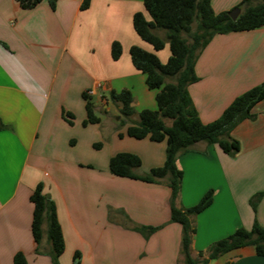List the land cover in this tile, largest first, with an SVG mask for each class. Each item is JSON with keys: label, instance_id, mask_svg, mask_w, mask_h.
<instances>
[{"label": "crops", "instance_id": "obj_1", "mask_svg": "<svg viewBox=\"0 0 264 264\" xmlns=\"http://www.w3.org/2000/svg\"><path fill=\"white\" fill-rule=\"evenodd\" d=\"M81 1L58 0L52 10L46 1L23 9L15 0H0V264H12L18 251L28 264H51L46 222L39 253L31 234L29 195L38 183L54 202L61 227L59 264H70L76 249L83 256L79 264H96V234L109 225L131 240L128 244L122 239L130 249L115 264H183L181 226L169 220L167 177L145 182L113 175L108 168L109 158L118 152L139 156L141 164L134 169L138 175L164 159V142L125 133L140 110L156 108L155 91L147 87L128 52L131 45L151 51L131 22L136 11L149 17L142 0H89L86 9H80ZM239 2L211 0V7L218 13ZM113 41L122 47L117 60L110 56ZM194 69L198 79L187 89L207 123L237 95L264 80V25L213 35ZM121 89L131 92L135 110L125 123L120 122V105L109 98L110 90ZM83 92L94 103L96 123L82 124ZM252 112L255 120L238 125L247 136L244 147L239 141L240 165L216 144L203 141L176 156L182 171L177 206L190 207L213 190L211 204L192 217V257L201 252L198 258H205L213 241L238 227L250 228L254 218L264 226V99ZM254 193H261L255 213L248 203ZM135 225L158 228L145 238ZM209 264H264V258L245 246Z\"/></svg>", "mask_w": 264, "mask_h": 264}, {"label": "trees", "instance_id": "obj_2", "mask_svg": "<svg viewBox=\"0 0 264 264\" xmlns=\"http://www.w3.org/2000/svg\"><path fill=\"white\" fill-rule=\"evenodd\" d=\"M23 9L34 7L46 1L54 10L58 0H15ZM145 12L133 13L132 27L138 37L150 44L154 51H147L138 45L129 47V56L133 66L145 75V83L149 89L156 90V109H142L137 113V120L128 124L125 129L127 136L154 142H164V159L161 165L151 168L147 173L138 175L134 169L139 167L141 160L131 152H118L108 161L110 173L120 177L139 179L145 182H157L167 177L170 188V218L181 226L180 253L183 264H209L211 259L231 250L252 246L255 253L264 258V226L254 221L250 228H236L229 235L213 241L207 248V256L192 257L190 243L195 233L192 217L207 208L213 199V190L208 189L200 199L190 207H179L176 200L180 190L182 171L176 166L178 153L188 150L193 144L203 141L216 144L224 153L232 155L239 151V141L230 135L237 123L244 119L254 118L253 107L264 99V80L237 95L213 121L204 123L200 120L197 109L188 92V85L197 81L195 61L199 53L207 45L213 35L233 31H246L264 25V0H240L236 7L240 9L235 19L228 11L215 13L211 0H142ZM89 0H82L80 9H86ZM195 27L192 30V24ZM163 32V35L157 32ZM187 37H186V36ZM189 38L190 40H188ZM165 42L168 44L169 56L161 62L155 52L161 50ZM122 52L121 44L113 41L110 45V56L117 60ZM172 78V81H165ZM85 100L86 117L82 124L99 121L94 112L91 97L82 93ZM109 98L119 106L120 122L130 121L134 114L132 94L127 89L110 90ZM70 114H64V117ZM170 120V124L164 122ZM70 123V120L67 119ZM0 123V128H3ZM99 146V143L95 144ZM261 193L253 195L249 203L255 210L256 202ZM32 203L31 234L35 242V252L39 253L38 245L42 238V224L46 222V237L50 244L48 255L51 264H59L58 257L64 250V239L57 220L54 202L43 192L42 184L38 183L29 195ZM157 226L135 225L133 229L145 238L154 232ZM78 252L74 254V263ZM12 264H28L22 252H16Z\"/></svg>", "mask_w": 264, "mask_h": 264}, {"label": "rangeland", "instance_id": "obj_3", "mask_svg": "<svg viewBox=\"0 0 264 264\" xmlns=\"http://www.w3.org/2000/svg\"><path fill=\"white\" fill-rule=\"evenodd\" d=\"M194 27H195V23L192 24V30L194 29ZM157 33L160 34V35H163V32H160L159 31ZM187 39L190 40L189 38H187ZM141 42L147 47V49H149L151 51H154L153 48H152V46L150 44H148V43H146L144 41H141ZM155 53L158 54V58H159V60L161 62H165L167 58H165L164 55H166V56L169 55L168 44L165 42V47H163L161 50H159V51H157ZM172 80H173L172 78H166L165 79V81H167V82L168 81H172ZM151 90H153V89H151ZM154 91L156 92V90H154ZM134 112H135V110H134ZM198 115H199V113H198ZM111 119L114 121V116H112ZM163 120H164V122L166 124H170V120L169 119L164 118ZM200 120H201V118H200ZM245 120L246 119H244V120L240 121L239 123H237L235 125V127H233V129L230 132V135L233 138H235L238 141H240L242 147H244L245 144L247 143V141H246L247 140V136H246L245 131L243 130V127H239L238 128V125L241 124ZM248 120H255V116H254V118L248 119ZM240 143H239V145H240ZM239 151H240V149H239ZM239 151L237 153H235V154H232V155L227 154L230 158H232L233 163H236L237 165H240L241 164L240 161H242V158H243V157H240V156H243V153H241V151L240 152ZM255 194L256 193H254L253 195H255ZM253 195H251L249 197V200H250V198ZM260 199H261V197H260ZM260 199L256 202L255 210L252 209V211L254 213L256 212L257 205H258V202L260 201ZM249 200H248V203H249ZM249 205H250V203H249ZM250 207H251V205H250ZM254 219H255V221H257L256 218H254ZM117 230H116V228H113V227H111V225H109V227L105 231H103V232H101L99 234H96L97 238L95 240L98 241V245L96 247V245L94 244V240H93V245H95V247L97 248L95 250V252H94V255H93L94 258H92L93 262L95 260L94 263H96V264H107V263L108 264H115V259L116 258H119V257L122 258L123 255H121V254H125L127 251H129L130 248L129 247H126L125 246L126 244H123L122 241L124 240V243H128L129 244L131 242V240H128V236H126V235H124V237H120L119 236L120 233ZM75 252H78V256H76L77 259L75 261L78 260L79 263H80L83 260V256H82L81 250L76 249L71 254L70 264H75L74 263V254H75ZM126 256L123 257V258H126ZM50 262H51V259H50Z\"/></svg>", "mask_w": 264, "mask_h": 264}, {"label": "water", "instance_id": "obj_4", "mask_svg": "<svg viewBox=\"0 0 264 264\" xmlns=\"http://www.w3.org/2000/svg\"><path fill=\"white\" fill-rule=\"evenodd\" d=\"M228 14L232 19H235L239 14V8L238 7L232 8L231 10L228 11Z\"/></svg>", "mask_w": 264, "mask_h": 264}]
</instances>
